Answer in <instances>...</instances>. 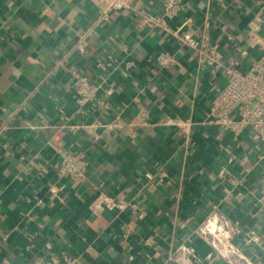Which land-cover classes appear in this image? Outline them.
Returning a JSON list of instances; mask_svg holds the SVG:
<instances>
[{"label":"crops","instance_id":"1","mask_svg":"<svg viewBox=\"0 0 264 264\" xmlns=\"http://www.w3.org/2000/svg\"><path fill=\"white\" fill-rule=\"evenodd\" d=\"M180 1L174 25L189 20L186 28L216 43L226 64L244 71L263 54L250 32L260 25L264 41V0ZM163 4L132 0L97 26L91 0H0V264H264V144L251 128L233 141L207 123L226 79L192 48L139 24V10L160 14ZM88 32L86 51H74ZM162 51L178 64L158 66ZM110 54L134 66L98 67ZM72 68L96 82L109 75L99 91L107 110L76 113ZM59 107L72 125L130 120L142 107L152 124L132 135L100 130L96 139L68 131L66 146L85 152L87 173L60 178L61 157L49 145ZM218 211L240 224L224 246L195 233Z\"/></svg>","mask_w":264,"mask_h":264},{"label":"built area","instance_id":"2","mask_svg":"<svg viewBox=\"0 0 264 264\" xmlns=\"http://www.w3.org/2000/svg\"><path fill=\"white\" fill-rule=\"evenodd\" d=\"M97 9L95 25L107 23L114 12H125L132 8V0H91ZM139 24L148 28L162 30L168 37L176 42L192 48L197 55L200 64L207 67L212 74L223 72L225 84L217 88V93L210 105L207 123L218 129V137L221 134H229L233 141H237L241 134L251 128L255 136L264 144V41H261L262 28L258 24H251L250 43L258 45L263 51L259 59L252 62L247 70H239L232 64H226L224 54L216 43L203 38L195 37L186 27L189 20L174 25L183 13V4L180 0H164L160 14L149 10H139ZM89 44V32L81 34L73 46V50L79 53L86 51ZM128 49H123L126 52ZM63 61V60H62ZM61 60L57 66L61 65ZM158 66L167 68L178 64V58L169 51H162L156 55ZM97 66L108 70L123 67L128 70L134 66L127 58L116 62L112 54L98 60ZM72 74L76 113L88 115L89 110L104 111L108 109V103L100 96L99 91L103 83H108L109 75L101 82H96L88 74L77 69L70 70ZM114 88L105 89L107 95H111ZM59 122L56 124L55 134L50 138L49 145L60 155L58 176L81 181L86 178L88 162L86 154L82 150L70 149L66 146L65 135L68 131L84 132L92 138L99 136L100 130H120L127 134H134L137 128L149 126L150 114L147 108H140L137 114L130 120L121 116H115L111 121H103L95 118L93 122L70 124L72 116L67 114L63 107L58 108ZM183 123V124H182ZM176 122L175 125L183 128L187 122ZM160 124V123H159ZM161 124H169L163 121ZM183 125V126H182ZM7 128L6 126L3 129ZM5 154L11 153L7 143L3 144ZM264 159V152L258 156ZM151 178V174H147ZM157 182L162 185L168 182L166 170L160 169L157 173ZM264 200V193L262 196ZM224 231L225 234H222ZM240 232V224L231 220L223 212L211 213L203 224L195 230V233L208 242L218 245H227L230 239Z\"/></svg>","mask_w":264,"mask_h":264}]
</instances>
